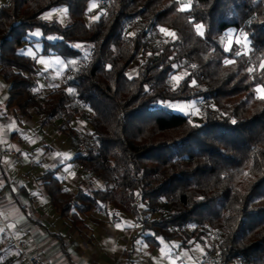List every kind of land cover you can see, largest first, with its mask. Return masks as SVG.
Segmentation results:
<instances>
[{
    "label": "trees",
    "instance_id": "1",
    "mask_svg": "<svg viewBox=\"0 0 264 264\" xmlns=\"http://www.w3.org/2000/svg\"><path fill=\"white\" fill-rule=\"evenodd\" d=\"M92 2L0 1L5 107L21 118L35 107L41 126L63 113L66 122L78 116L89 127L85 153L76 152L80 137L73 161L102 187L69 190L43 173L54 212L78 234L96 210L111 220L131 216L136 233L123 264H131L138 237L156 250L205 240L201 264L208 256L216 258L211 264H264V99L255 91L264 85V0H95L103 11L86 21ZM58 9H67L66 24L47 19ZM192 21L203 25L202 36ZM34 30L42 33L37 40L28 38ZM227 31L246 38V55H235L243 53L236 45L231 54L223 51ZM33 42L42 44V56L81 59L76 45L90 55L40 97L44 74L22 53ZM179 70L183 78L172 84ZM196 99L198 124L167 106ZM19 262L0 251V264Z\"/></svg>",
    "mask_w": 264,
    "mask_h": 264
},
{
    "label": "crops",
    "instance_id": "2",
    "mask_svg": "<svg viewBox=\"0 0 264 264\" xmlns=\"http://www.w3.org/2000/svg\"><path fill=\"white\" fill-rule=\"evenodd\" d=\"M44 89L45 86L38 80L36 86L38 94L44 93ZM6 90L7 85L0 80V151L15 152L20 155L19 160L8 155L0 157V216L7 229L15 239L26 241V254L38 258L42 264H117L116 261L118 264H123L122 253L130 250L128 245L131 244V238L135 233V224L131 225L129 219L128 225L123 224L122 221L127 220L125 216H131L122 214L117 216L118 220H111L100 211L89 213L84 222L86 229L78 234L67 219L57 216L41 185L43 173L54 174L56 171H64L61 178H57L61 187L69 190H75L78 186L99 187L98 180L73 161V158L67 161L59 156L55 157L49 168L42 164L49 155L50 148L46 135L57 138V132L67 135L62 131L67 129L74 138L73 144L67 135L69 146L71 151L75 152L76 144L82 137L80 133L89 132L86 122L78 116L63 122L64 115H59L41 126L38 123L39 116L35 113V107L29 116L23 118L12 109L5 107ZM38 152H41L42 162L34 160ZM34 170L38 175L32 174ZM139 245L138 248L141 247L143 250L142 252L138 248L134 250L133 246L129 256L131 264L147 262L140 256L134 257L137 252L140 255L142 253L147 255L148 258L150 256L149 261L152 264L153 262L154 264L182 263L174 255L177 250L175 244L157 250L146 248L142 242ZM124 247L126 249L123 250ZM0 251L6 257L17 256L16 251L9 245L1 225ZM187 259L188 257L183 261Z\"/></svg>",
    "mask_w": 264,
    "mask_h": 264
},
{
    "label": "rangeland",
    "instance_id": "3",
    "mask_svg": "<svg viewBox=\"0 0 264 264\" xmlns=\"http://www.w3.org/2000/svg\"><path fill=\"white\" fill-rule=\"evenodd\" d=\"M96 5L97 6L95 8H92L91 10H89L91 12H93V11L94 12L92 13L91 16L87 15L86 21H88L90 18H97V16H99V14L103 11L102 4L96 3ZM90 8H91V5L89 6L88 9H90ZM50 13H51V15L47 17L48 20L54 19V20H56L57 22H59L61 24H66L67 19L65 17L64 12H60V11L54 10V11H51ZM35 32H37V30H34L31 33H29L28 34V38H33V39L37 40L38 39L37 37L31 35L32 33H35ZM159 33L161 35H164L160 31H159ZM229 33L232 34L233 40H235L236 38H239L241 40L242 44H247V48H248V42H247L246 38L244 36H240L238 34H235L232 31H227L222 36L221 39H222L223 47H225L228 44V35L227 34H229ZM233 45H236L235 42H233ZM236 46L242 52L247 51V48L245 49V48L240 47L238 45H236ZM79 49L83 50V58H81V59H71V60H67L66 61L63 58H61V57H59V56H57L55 54H48L46 56L40 55V52L42 50V44L39 43V42H36V43L33 42L31 44V46L26 45V48L24 50H22V53L24 55L30 57L35 62V65H36L37 69L40 72H44L43 73L44 77L46 78V80L49 83L45 87L44 93H42V94L39 93V95L45 96V95H47L49 93V91L51 90L52 87L61 86L63 77L68 76L74 70V68H75V66L77 64H80V65H84L85 64L88 56L90 55L89 49H87V48L84 49V48H81V47H79ZM29 50L31 51V54H29ZM42 58L44 60L48 61V63L47 64L39 63L38 61L40 59H42ZM57 58H59L60 60L64 61L65 65L61 66V65L55 64L54 61ZM72 60L76 61V63L74 65L70 64V63H67V62L72 61ZM135 66H136V64L132 65V67L130 68L128 74L133 73V69H134ZM183 74H184V71L179 70L173 76H181ZM170 82L172 84H174L176 82V80H173L172 77H171ZM190 104H194V107H192V108L187 107V105H190ZM201 104H202V101L199 100V99H196V100H192V101H189V102H186V103H169V104H167V106L169 108H171L173 110V112L187 115L189 117V119L193 123L198 124L200 122V116H201V111H200ZM170 105H180V106H185V107L183 108V110H180L179 108L171 107ZM209 106L211 108H213V104L212 103ZM60 115L63 116L64 114L61 113ZM63 122H65V117L64 116H63ZM49 126L51 127V125H49ZM49 129H51V128H48V130ZM57 135H58L57 138H51V135H49V134L46 135V136H48V142L50 144V148L48 150L49 155L43 160V163H42L44 167L48 166V168H49L52 159L55 158V157L59 156L60 158H62V160H67V161H68L69 158H73L74 157L75 152H73V150L71 151V148L69 146V137H67V135L64 134L63 132H57ZM80 135L82 136L81 137L82 138L81 141H83V142L84 141H88V136H87L88 134H85V133L81 134L80 133ZM64 143H65V146H64ZM40 155H41V152H38L34 160L42 162V160L40 159ZM32 174L33 175H38V172H36L34 170V172ZM63 174H64V171H61V172L56 171L54 173V176L56 178L60 179ZM97 183H99V187H102V185L100 184V183H102L101 180L98 179ZM66 186L68 187L67 184H66ZM91 186L94 187L93 185H91ZM99 187H95V188H99ZM95 212H97V210ZM159 212H161V209L159 210ZM125 217H127V220L124 221V222L122 221L123 224H127L128 225V223H129L128 219H129L131 225L134 224V221H133V219L131 217H128V216H125ZM145 217H147V218H155L157 216L156 215L155 216L146 215ZM135 233H136V227H135ZM140 242H142L140 237H138L134 241V243H135V245H133L134 246V250H138L139 249L138 247L140 246L139 245ZM204 242H205L204 245L208 244L207 241L204 240ZM175 243L177 244L176 241L171 242L170 245H174ZM95 244H93V245H95ZM137 244H138V246H137ZM176 244L174 245V247H176ZM161 245L162 246H160V249L163 248V246H166L168 244L162 243ZM204 245H202L201 243H196V242L190 243V245L187 248H176L177 250L175 251L174 255H176V257H178V259L182 262L181 264H201V258H202L203 252H204L203 249H202V246H204ZM128 246H129V249H130V244ZM168 247H169V245H168ZM124 249H126V247H124L123 250ZM139 250L142 252L143 248L140 247ZM137 256H140V258H142L143 260L147 261V262H145V264H152L149 261L151 259L150 256L148 258L147 255H143V253L140 255V253L138 254V252H137V255H134V257H137ZM187 257H188V259L183 261L184 258H187ZM116 262L118 264V261H116ZM153 264H154V262H153Z\"/></svg>",
    "mask_w": 264,
    "mask_h": 264
},
{
    "label": "snow or ice",
    "instance_id": "4",
    "mask_svg": "<svg viewBox=\"0 0 264 264\" xmlns=\"http://www.w3.org/2000/svg\"><path fill=\"white\" fill-rule=\"evenodd\" d=\"M97 5H96V2H95V0H93V2H92V4H91V8L89 9V10H91L92 8H95ZM191 7V5H190V3L189 4H187V5H181L180 7H179V11H186V10H188L189 8ZM56 11H60V12H64V13H66V11H67V9H58V10H56ZM51 15V13H49L48 14V16H50ZM193 23H194V27H195V29H196V32H197V34H199V35H203V31H202V29H203V25H201V24H197V23H195L194 21H192ZM159 31L161 32V33H163L165 36H171V37H175V33H172V32H169L167 29H165V28H160L159 29ZM31 35H33V36H35V37H37V38H40L41 36H42V33H40L39 31H37V32H35V33H32ZM228 35V44L224 47V49H223V51L225 52V53H229V54H231L232 53V45H233V42H235V44L236 45H238V46H240V47H243V48H247V44H242L241 43V40L239 39V38H236L235 40H233V36H232V34L231 33H229V34H227ZM45 39H48V40H53V39H55L54 37H44ZM76 47H80V45H76ZM29 54H31V51L29 50ZM241 54H247V52L245 51V52H243V53H241L240 51H237L236 53H235V55H241ZM39 63H42V64H47L48 63V61H46V60H44L43 58L42 59H40L39 61H38ZM233 62V60L231 59V58H226L225 59V63H228V64H230V63H232ZM54 63L55 64H57V65H61V66H64L65 65V62L64 61H62V60H60L59 58H57L55 61H54ZM67 63H70V64H75L76 63V61L75 60H72V61H69V62H67ZM192 67H195V65H193ZM59 70V69H58ZM254 69H252V68H250L249 69V72H252ZM260 70L261 71H264V61H261V64H260ZM183 78V76L181 75V76H172V79L173 80H176L177 82L180 80V79H182ZM192 83L193 84H195V81L193 80L192 81ZM73 90L69 87L68 88V92L69 93H71ZM255 91L257 92V94H258V96H259V98H261V99H264V85H257L256 86V88H255ZM171 107H175V108H179L180 110H183V108L185 107V106H180V105H170ZM187 107H189V108H192V107H194V104H190V105H187ZM117 227H119V225H117ZM161 242H163V241H161Z\"/></svg>",
    "mask_w": 264,
    "mask_h": 264
},
{
    "label": "built area",
    "instance_id": "5",
    "mask_svg": "<svg viewBox=\"0 0 264 264\" xmlns=\"http://www.w3.org/2000/svg\"><path fill=\"white\" fill-rule=\"evenodd\" d=\"M43 83L45 85L48 84V81L46 80V78L43 79ZM85 143L82 141V142H79V144L77 145L76 152L79 153L80 155H83L85 153ZM5 155L13 157L16 160H19L20 158L19 153L0 151V157H3ZM0 225L4 228V231L6 233V238H7L9 245H11V247H13V249L16 251L19 257L20 264H42L38 258L28 256L26 254V247H27L26 241L15 239L13 235L10 233V231L7 229V227L5 226V224L3 223L1 216H0ZM215 259H216L215 257L208 256L206 258V263L211 264L215 261Z\"/></svg>",
    "mask_w": 264,
    "mask_h": 264
}]
</instances>
